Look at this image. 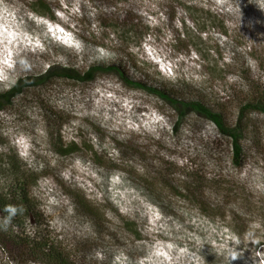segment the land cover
<instances>
[{
  "label": "rangeland",
  "instance_id": "rangeland-1",
  "mask_svg": "<svg viewBox=\"0 0 264 264\" xmlns=\"http://www.w3.org/2000/svg\"><path fill=\"white\" fill-rule=\"evenodd\" d=\"M38 2L49 6L44 15L30 0H0V88L52 64L84 69L123 52L132 76L198 90L229 122L264 93V0ZM171 121L163 103L112 74L28 88L0 112V189L28 174L43 229L74 264H190L193 253L200 264H264V115L244 114L246 159L237 168L211 123L190 117L171 133ZM70 142L78 152L64 156ZM11 153L25 164L19 171ZM189 174L202 201L184 188ZM37 228L0 229V264H19L14 239ZM249 231L259 243L245 240Z\"/></svg>",
  "mask_w": 264,
  "mask_h": 264
},
{
  "label": "trees",
  "instance_id": "trees-1",
  "mask_svg": "<svg viewBox=\"0 0 264 264\" xmlns=\"http://www.w3.org/2000/svg\"><path fill=\"white\" fill-rule=\"evenodd\" d=\"M30 3L33 4V8L36 9L34 12H40L41 15H44L46 11L49 10V6L39 3L38 0H30ZM62 50L69 53L71 51L65 48ZM125 59H129V57L125 56L123 52H118L113 58L93 60L86 65L84 69L52 64L47 70L41 73L21 74L9 87L5 89L0 88V112L11 106L13 100L23 94L28 88L40 87L53 80H68L80 85H89L98 77L112 74L116 76L125 87L142 91L156 98L168 107L169 111L172 113V121L169 126L171 133H176L190 117H195L196 119L211 123L214 126L215 133L226 142V149L231 165L235 168L242 166L246 159V151L242 143L245 137L242 125L244 114L253 111L264 115V93L259 92L248 98L240 105L235 120L229 122L223 108L218 104L215 105L214 101L209 99L206 95L204 96L200 91L195 89L189 90L185 86L178 88L170 83L168 84L149 79L147 76H132L129 70H127V62L124 63ZM60 148L64 156L78 152V144L76 142H70ZM11 154L15 159V164L19 171L25 164L13 153ZM19 174L16 175L17 178L8 188L4 190L0 189V215L2 218L7 215L5 208L8 205L20 206L23 208V213L17 215L12 223L16 225L17 222L34 221L38 228L33 237H19L18 235L15 237L16 239L14 240L16 241L14 242L19 245L17 246L19 253L16 262L19 264H74L64 253L55 247L47 230L43 229V227H48V225L44 214L41 212L40 206L30 194V178L27 176L28 174L25 175V171ZM189 178H191V181H189L184 188L189 193L193 203L199 202L201 198L196 194L199 185L194 182L197 180L194 177L192 178L191 174H189ZM149 190L151 191L147 192L149 197L165 215L164 206L162 209V203L160 201L162 192L154 188ZM75 206L82 213L92 216V220L95 222L96 216L93 214V209L84 198L77 197ZM20 255L25 257L24 261L20 262ZM9 263H11V260H9L8 264Z\"/></svg>",
  "mask_w": 264,
  "mask_h": 264
},
{
  "label": "clouds",
  "instance_id": "clouds-1",
  "mask_svg": "<svg viewBox=\"0 0 264 264\" xmlns=\"http://www.w3.org/2000/svg\"><path fill=\"white\" fill-rule=\"evenodd\" d=\"M21 63H25L22 61ZM5 212L7 213L6 216H4L2 219H0V229L7 230L9 226H11L13 219L17 216L23 213V208L20 206H14V205H8L5 208ZM245 240L250 241L252 243H259V238L255 237V233L253 231H249L245 234ZM234 245H239L240 240L238 237L232 238ZM205 241L200 240L199 243L202 245ZM192 259L190 261V264H200V257L197 256L195 253L191 254ZM227 255L230 261H235L239 253L235 250V248H229L227 250Z\"/></svg>",
  "mask_w": 264,
  "mask_h": 264
}]
</instances>
